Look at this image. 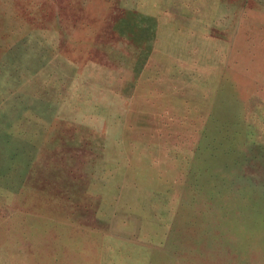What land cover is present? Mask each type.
<instances>
[{
	"label": "rangeland",
	"instance_id": "obj_1",
	"mask_svg": "<svg viewBox=\"0 0 264 264\" xmlns=\"http://www.w3.org/2000/svg\"><path fill=\"white\" fill-rule=\"evenodd\" d=\"M0 264H264V0H0Z\"/></svg>",
	"mask_w": 264,
	"mask_h": 264
}]
</instances>
